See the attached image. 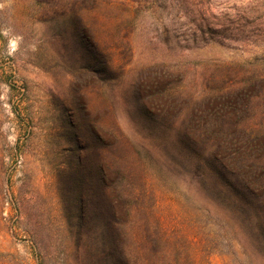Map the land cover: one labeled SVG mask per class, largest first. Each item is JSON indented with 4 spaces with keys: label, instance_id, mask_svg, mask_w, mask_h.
Wrapping results in <instances>:
<instances>
[{
    "label": "rangeland",
    "instance_id": "obj_1",
    "mask_svg": "<svg viewBox=\"0 0 264 264\" xmlns=\"http://www.w3.org/2000/svg\"><path fill=\"white\" fill-rule=\"evenodd\" d=\"M226 165L264 188V0H0V264H264Z\"/></svg>",
    "mask_w": 264,
    "mask_h": 264
},
{
    "label": "trees",
    "instance_id": "obj_2",
    "mask_svg": "<svg viewBox=\"0 0 264 264\" xmlns=\"http://www.w3.org/2000/svg\"><path fill=\"white\" fill-rule=\"evenodd\" d=\"M253 97L252 96H250L249 97V101L252 99ZM225 171H227L228 172V174L231 176V179H229V183H228V185H229V187L231 188V189H233V190H241V191H244L245 189L248 191H256V193H257V195L255 194V192L254 193H252L253 195H252V197H255L256 199H260V204L261 205H264V188H255L254 186L253 187H246L245 185H241V184H243V183H239V180H238V176H237V174H235L234 172H231V171H229V167H228V165H226L224 168H223ZM259 177L261 178V179H263L264 178V172H262L260 175H259ZM233 178V179H232ZM242 186L241 188L242 189H239L240 187L239 186ZM244 189V190H243ZM245 190V191H246ZM250 196V195H249ZM121 255V254H120ZM120 259H119V263L120 264H129V262H128V260L123 256V255H121L120 257H119Z\"/></svg>",
    "mask_w": 264,
    "mask_h": 264
}]
</instances>
